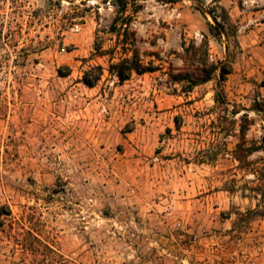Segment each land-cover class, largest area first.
<instances>
[{
    "label": "rangeland",
    "instance_id": "1",
    "mask_svg": "<svg viewBox=\"0 0 264 264\" xmlns=\"http://www.w3.org/2000/svg\"><path fill=\"white\" fill-rule=\"evenodd\" d=\"M126 3L0 0V264H264V150L247 153L264 0ZM211 9L236 38L209 34ZM202 34L210 62L228 45L223 103L217 74L185 92L201 65L181 43ZM132 50L155 69L119 82L110 64Z\"/></svg>",
    "mask_w": 264,
    "mask_h": 264
},
{
    "label": "trees",
    "instance_id": "2",
    "mask_svg": "<svg viewBox=\"0 0 264 264\" xmlns=\"http://www.w3.org/2000/svg\"><path fill=\"white\" fill-rule=\"evenodd\" d=\"M120 6V13L124 12L126 9V0H117ZM169 3H175L179 0H162ZM201 14L205 15V11L199 7L196 8ZM208 13L211 15L214 24H211L207 22V29L209 34L215 38L216 40H222L225 38V41H227L231 36L233 38H236V28L231 24L230 17L228 13L222 9L223 18L224 20L222 22H217V18L214 14V10H208ZM118 22V18H116L112 23V32H118L116 25ZM122 25L123 22L121 23ZM230 31L229 33L227 31ZM126 33V30H124ZM228 42V41H227ZM226 42V43H227ZM181 48L183 50V53L187 57H193L196 58L199 64L201 65L200 72H201V78H199L198 81L190 79L188 76H186L184 79L188 82V86L185 87V92L191 91L195 86H198L200 84L207 83L213 79V76L215 74L218 75V81L217 86L219 89H217L216 92V100L223 103L224 95L220 91V87L222 83L226 80L227 76L232 73V66L229 62V54H228V45L226 44V59L225 61L221 62H210L209 60V41L205 34H202V38L197 43L195 40H192L189 45L186 46L184 42L181 43ZM67 71H69V68H65ZM155 68L151 65H145L142 63V61L139 58L138 52L136 50H132V55L130 57H124L121 58L117 63L110 64L109 71L111 73H114L116 78L119 82H124L129 79L132 73L136 74H144V73H151L154 71ZM102 67L96 66L91 68L89 71H86L83 73L82 76V82L83 84L88 88H93L97 82L100 80L102 76ZM255 109L259 112L263 113L264 117V100L262 103L255 104ZM241 133L244 134V129L241 130ZM260 150H264V128H263V136L261 138V141L259 142L258 146H253L252 148H248L247 153L252 154L254 152H258ZM239 161H241V158H237ZM261 183L259 187L257 188L258 195L260 197L261 201V207L264 209V179H260ZM35 239V238H34Z\"/></svg>",
    "mask_w": 264,
    "mask_h": 264
},
{
    "label": "crops",
    "instance_id": "3",
    "mask_svg": "<svg viewBox=\"0 0 264 264\" xmlns=\"http://www.w3.org/2000/svg\"><path fill=\"white\" fill-rule=\"evenodd\" d=\"M225 55H226V49H225ZM230 76H232V73L230 75H228L227 77H230Z\"/></svg>",
    "mask_w": 264,
    "mask_h": 264
}]
</instances>
